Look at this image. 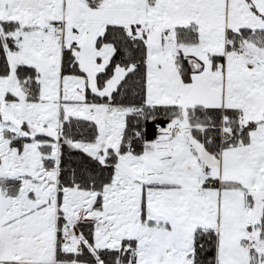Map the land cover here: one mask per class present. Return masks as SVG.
Segmentation results:
<instances>
[{
    "label": "snow or ice",
    "instance_id": "obj_1",
    "mask_svg": "<svg viewBox=\"0 0 264 264\" xmlns=\"http://www.w3.org/2000/svg\"><path fill=\"white\" fill-rule=\"evenodd\" d=\"M0 264H264V0H0Z\"/></svg>",
    "mask_w": 264,
    "mask_h": 264
}]
</instances>
